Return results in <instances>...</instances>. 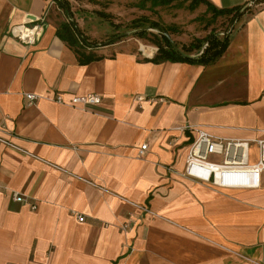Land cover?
Segmentation results:
<instances>
[{
	"label": "crops",
	"instance_id": "crops-1",
	"mask_svg": "<svg viewBox=\"0 0 264 264\" xmlns=\"http://www.w3.org/2000/svg\"><path fill=\"white\" fill-rule=\"evenodd\" d=\"M49 1L0 0V264H264V171L251 188L184 175L199 130L264 139V2L208 0L254 4L237 17L223 55L204 65L153 62L150 42L90 35L89 15L129 0H67L71 13L55 5L39 20ZM63 22L84 27L97 59L80 63L58 35ZM35 23L33 44L12 35ZM170 38L191 42L175 31ZM28 92L41 97L28 105ZM58 94L102 101L81 109ZM137 95L147 98L141 107ZM258 156L254 145L249 162Z\"/></svg>",
	"mask_w": 264,
	"mask_h": 264
},
{
	"label": "trees",
	"instance_id": "trees-1",
	"mask_svg": "<svg viewBox=\"0 0 264 264\" xmlns=\"http://www.w3.org/2000/svg\"><path fill=\"white\" fill-rule=\"evenodd\" d=\"M255 1L264 2V0ZM126 3H133L136 9L143 11V13L148 10L152 11L181 3H188L192 10L200 7L203 8L204 12L209 16L207 25L212 28L209 34L201 38H195L189 44L179 46L177 44L178 42L175 41L176 44L174 45L169 36L174 31H177L176 28L166 24L164 25L159 20L151 18L148 14H142L138 18H134L131 28L135 30V36L140 39H146L158 47V51L150 59L151 61L158 63L166 60L186 61L204 65L216 62L223 55L229 45L230 36L235 28L234 24L237 17L250 10L254 4L233 8H218L208 0H129ZM58 5L64 11L71 13V5L67 0H58ZM98 13L108 18L115 28L118 27L111 20L110 14L103 11H98ZM219 21L222 27H224V30L216 29V24ZM165 33H169L170 35L167 36ZM58 35L76 52L81 64H88L98 58L94 53L86 52V48H92L96 44L87 40L75 22H63L58 29ZM119 35V33L113 34L109 39L110 43L115 42ZM195 49L198 53L192 56V51Z\"/></svg>",
	"mask_w": 264,
	"mask_h": 264
},
{
	"label": "built area",
	"instance_id": "built-area-1",
	"mask_svg": "<svg viewBox=\"0 0 264 264\" xmlns=\"http://www.w3.org/2000/svg\"><path fill=\"white\" fill-rule=\"evenodd\" d=\"M250 3L249 5H252ZM58 5V0H50L48 8L42 19L49 14L51 8ZM34 23V22H33ZM16 28H22L19 34L15 33ZM40 24L33 26L22 24L12 29V35L28 44H33L40 31ZM25 31V33H24ZM205 47V46H204ZM40 95L28 92L25 98L28 105L35 104ZM147 98L142 95L135 96L134 100L141 107L142 102ZM55 100L58 103H64L72 107L86 109L90 105L100 104L102 97L97 94H87L73 96L69 101L65 100L62 94H58ZM256 145L258 148V161L254 164L249 162L250 149ZM148 148L143 144L139 151V156L143 157ZM211 155L221 156V161H213ZM264 171V139L252 140H224L213 136L203 130H199L195 140L192 142L186 160L184 175L204 183H211L216 186L230 188H251L260 185V175ZM12 199L16 202H27L26 194L14 191ZM137 206V205H135ZM33 209L37 204H32ZM79 221H84L85 216L73 212ZM128 228L127 224L123 225Z\"/></svg>",
	"mask_w": 264,
	"mask_h": 264
},
{
	"label": "rangeland",
	"instance_id": "rangeland-1",
	"mask_svg": "<svg viewBox=\"0 0 264 264\" xmlns=\"http://www.w3.org/2000/svg\"><path fill=\"white\" fill-rule=\"evenodd\" d=\"M111 20L117 24V28L109 21L108 18L101 17L99 13L94 16V20L88 19L85 23L88 26L90 35L93 37L103 38L104 41H110L109 39L113 34L119 33L117 37L118 41H126L131 46H139L140 43L148 44L146 39H140L135 36V30L131 28L132 20L142 16V14H148L151 18L159 20L162 24L175 27V31L178 35H184L186 42H190L199 37H204L209 34L212 27L207 25L209 16L204 12L203 8L192 10L188 3L176 4L174 6H168L164 8H158L152 11H143L136 9L133 3H123L117 11H110ZM100 20V21H99ZM219 21L216 25L218 30H224L222 24ZM222 27V28H221ZM82 31L84 29L80 28ZM152 30V29H151ZM155 31V30H152ZM151 31V32H152ZM169 34V33H168ZM170 35V34H169ZM171 37V35H170ZM134 44V45H133Z\"/></svg>",
	"mask_w": 264,
	"mask_h": 264
},
{
	"label": "bare ground",
	"instance_id": "bare-ground-1",
	"mask_svg": "<svg viewBox=\"0 0 264 264\" xmlns=\"http://www.w3.org/2000/svg\"><path fill=\"white\" fill-rule=\"evenodd\" d=\"M21 30H22V28H16V29H15V33H16V34H19V33L21 32ZM24 33H25V31H24Z\"/></svg>",
	"mask_w": 264,
	"mask_h": 264
},
{
	"label": "water",
	"instance_id": "water-1",
	"mask_svg": "<svg viewBox=\"0 0 264 264\" xmlns=\"http://www.w3.org/2000/svg\"><path fill=\"white\" fill-rule=\"evenodd\" d=\"M167 36H169V34L168 33H165ZM169 38H170V36H169ZM170 40L172 41V39L170 38ZM173 42V41H172ZM173 44L175 45V43L173 42Z\"/></svg>",
	"mask_w": 264,
	"mask_h": 264
}]
</instances>
